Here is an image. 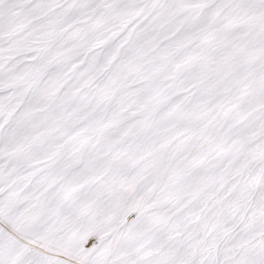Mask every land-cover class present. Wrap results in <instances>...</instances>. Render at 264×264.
<instances>
[{"label":"snow or ice","instance_id":"6c2138e0","mask_svg":"<svg viewBox=\"0 0 264 264\" xmlns=\"http://www.w3.org/2000/svg\"><path fill=\"white\" fill-rule=\"evenodd\" d=\"M0 264H264V0H0Z\"/></svg>","mask_w":264,"mask_h":264}]
</instances>
